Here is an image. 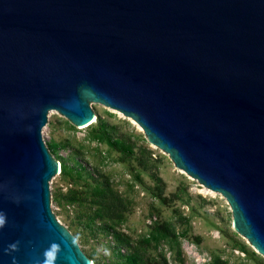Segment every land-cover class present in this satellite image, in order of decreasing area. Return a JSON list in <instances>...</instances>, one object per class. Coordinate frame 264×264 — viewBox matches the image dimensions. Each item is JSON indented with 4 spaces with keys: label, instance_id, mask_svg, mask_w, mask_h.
Listing matches in <instances>:
<instances>
[{
    "label": "water",
    "instance_id": "obj_1",
    "mask_svg": "<svg viewBox=\"0 0 264 264\" xmlns=\"http://www.w3.org/2000/svg\"><path fill=\"white\" fill-rule=\"evenodd\" d=\"M99 104L228 205L264 257V0H0V264H92L50 210L47 116ZM18 243L17 251L9 245Z\"/></svg>",
    "mask_w": 264,
    "mask_h": 264
},
{
    "label": "rangeland",
    "instance_id": "obj_2",
    "mask_svg": "<svg viewBox=\"0 0 264 264\" xmlns=\"http://www.w3.org/2000/svg\"><path fill=\"white\" fill-rule=\"evenodd\" d=\"M90 108L92 123L82 128L51 113L41 138L58 164L71 168L49 181L50 210L78 237L92 264H124L116 253L134 250L168 264H264L233 230L219 194L204 191L175 168L128 118L99 104ZM106 138L121 141L128 151H114Z\"/></svg>",
    "mask_w": 264,
    "mask_h": 264
},
{
    "label": "trees",
    "instance_id": "obj_3",
    "mask_svg": "<svg viewBox=\"0 0 264 264\" xmlns=\"http://www.w3.org/2000/svg\"><path fill=\"white\" fill-rule=\"evenodd\" d=\"M105 135V133H103ZM107 145L112 148L114 151L123 154L125 151H128V148L122 144L121 141L119 140H109L108 138L105 139ZM52 151L50 150V153ZM54 156V159H56L55 154L51 153ZM57 160V159H56ZM59 169H60V175H67L69 171H71V168L67 167L65 164L61 163L59 164ZM157 181H159L157 179ZM99 199H103L105 195L103 193L97 192L96 194ZM95 203H99V201L96 199ZM114 233L110 232V235ZM114 240L117 243H120V240L118 237L114 236ZM126 246V244H124ZM120 258L124 259V264H168L165 259H158V260H147L142 257L141 253L134 250L132 253L129 254H120L119 252L116 253ZM88 257V256H87ZM90 258V257H89Z\"/></svg>",
    "mask_w": 264,
    "mask_h": 264
},
{
    "label": "clouds",
    "instance_id": "obj_4",
    "mask_svg": "<svg viewBox=\"0 0 264 264\" xmlns=\"http://www.w3.org/2000/svg\"><path fill=\"white\" fill-rule=\"evenodd\" d=\"M6 224V215L3 212H0V228H3ZM18 243H13L9 245V251H17ZM78 243V237L72 238V245L76 246ZM61 252L60 245L57 243H52L47 249L43 252V260L38 261L37 264H56L58 255Z\"/></svg>",
    "mask_w": 264,
    "mask_h": 264
},
{
    "label": "bare ground",
    "instance_id": "obj_5",
    "mask_svg": "<svg viewBox=\"0 0 264 264\" xmlns=\"http://www.w3.org/2000/svg\"><path fill=\"white\" fill-rule=\"evenodd\" d=\"M129 121H131L130 119H129ZM132 122V121H131ZM133 124H134V122H132ZM135 125V124H134ZM136 126V125H135ZM193 180V179H192ZM202 188H203V186H201ZM204 191H207V192H209V193H211L209 190H206L205 188H204ZM213 193V192H212Z\"/></svg>",
    "mask_w": 264,
    "mask_h": 264
}]
</instances>
